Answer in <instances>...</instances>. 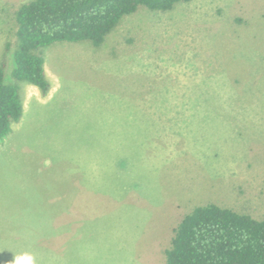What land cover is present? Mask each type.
<instances>
[{
  "label": "rangeland",
  "instance_id": "rangeland-1",
  "mask_svg": "<svg viewBox=\"0 0 264 264\" xmlns=\"http://www.w3.org/2000/svg\"><path fill=\"white\" fill-rule=\"evenodd\" d=\"M0 64L23 114L0 144V264H165L194 207L264 216V0L139 7L100 47L41 48L45 95Z\"/></svg>",
  "mask_w": 264,
  "mask_h": 264
},
{
  "label": "trees",
  "instance_id": "trees-1",
  "mask_svg": "<svg viewBox=\"0 0 264 264\" xmlns=\"http://www.w3.org/2000/svg\"><path fill=\"white\" fill-rule=\"evenodd\" d=\"M190 0H30L15 12L16 45L11 77L45 95L50 84L38 51L57 42L100 47L124 16L141 6L168 12ZM23 114L18 86L0 64V144ZM264 163V160H263ZM165 264H264V216L254 219L216 204L194 207L173 229Z\"/></svg>",
  "mask_w": 264,
  "mask_h": 264
},
{
  "label": "clouds",
  "instance_id": "clouds-1",
  "mask_svg": "<svg viewBox=\"0 0 264 264\" xmlns=\"http://www.w3.org/2000/svg\"><path fill=\"white\" fill-rule=\"evenodd\" d=\"M17 264H32V258L28 257L26 260H19Z\"/></svg>",
  "mask_w": 264,
  "mask_h": 264
}]
</instances>
